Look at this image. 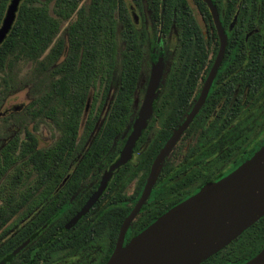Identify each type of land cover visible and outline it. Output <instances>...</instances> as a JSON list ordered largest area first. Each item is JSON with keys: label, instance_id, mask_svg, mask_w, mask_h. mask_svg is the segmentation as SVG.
I'll return each mask as SVG.
<instances>
[{"label": "flooded vegetation", "instance_id": "flooded-vegetation-1", "mask_svg": "<svg viewBox=\"0 0 264 264\" xmlns=\"http://www.w3.org/2000/svg\"><path fill=\"white\" fill-rule=\"evenodd\" d=\"M187 1L193 13V31L180 34L173 25L164 34L147 0L140 6L132 0L128 5L125 0L132 22L130 35L140 44L127 122L112 136L105 152L95 145L96 152L86 161L91 165L87 175L82 170L74 174L118 91L124 51L123 27L118 23L121 43L118 41L117 65L108 92L113 88V96L107 110L102 117L108 94L94 127L86 129L91 104V98L87 99L89 106L87 110L85 106L77 150L71 155L67 174L47 195H31L26 207L2 226L0 264H105L116 247L124 219L141 198L153 163L166 145L170 148L157 166L148 196L124 232L123 246L169 209L229 175L264 145V0H211L225 35L220 57L222 42L215 17L207 5L209 14L204 16L194 0L192 5ZM156 66L155 96L130 157L111 173L89 209L71 223L99 189L109 167L120 159Z\"/></svg>", "mask_w": 264, "mask_h": 264}, {"label": "trees", "instance_id": "trees-1", "mask_svg": "<svg viewBox=\"0 0 264 264\" xmlns=\"http://www.w3.org/2000/svg\"><path fill=\"white\" fill-rule=\"evenodd\" d=\"M9 1L0 0V24ZM132 1L140 6L142 0ZM147 1L164 34L173 25L180 34L193 31V13L187 0ZM194 1L204 16L209 14L202 0ZM118 23L123 27L124 41L118 91L98 136L74 174L82 170L87 175L91 165L87 166L86 161L96 152L95 145H101L105 152L112 136L126 124L139 69L140 44L130 35L132 22L125 0L21 1L13 26L0 44V73L12 71L21 61L33 63V70L43 74L44 81L41 93L26 110L34 118L50 119L59 136L42 148L38 147L35 134L25 129L23 138L16 135L0 148V229L26 207L31 195H47L67 174L89 97L91 104L84 127H94L117 65ZM131 49L135 53H130ZM3 82L8 89V81ZM263 245L264 215L201 264H241Z\"/></svg>", "mask_w": 264, "mask_h": 264}, {"label": "water", "instance_id": "water-1", "mask_svg": "<svg viewBox=\"0 0 264 264\" xmlns=\"http://www.w3.org/2000/svg\"><path fill=\"white\" fill-rule=\"evenodd\" d=\"M21 1L10 0L6 7L0 24V44L13 26ZM202 1L208 6L216 20L215 24L222 42L220 57L225 35L220 27L212 1ZM216 64L202 90L199 103L205 96L208 84L215 73ZM158 79L159 71L156 66L152 71L146 99L136 120L134 131L126 141L120 159L109 167L99 189L71 223L89 209L101 193L111 173L130 157L132 145L151 110ZM88 106L89 100L86 110ZM198 106L199 104L195 106L191 115L196 112ZM169 148L170 145H166L155 159L142 196L124 219L116 247L105 264H201L226 247L264 215L263 145L250 159L229 175L206 185L192 197L169 209L123 246L124 232L148 196L157 166ZM241 264H264V245L254 256Z\"/></svg>", "mask_w": 264, "mask_h": 264}, {"label": "rangeland", "instance_id": "rangeland-1", "mask_svg": "<svg viewBox=\"0 0 264 264\" xmlns=\"http://www.w3.org/2000/svg\"><path fill=\"white\" fill-rule=\"evenodd\" d=\"M126 2L129 5L131 0ZM189 2L192 5V1ZM64 27L65 24L62 32ZM118 41L121 43L120 38ZM171 42L173 46L174 40ZM43 77V74L33 70V63L22 61L12 71L5 70L0 73V148L16 135L23 138L25 129L35 134L38 147H48L57 139L58 130L53 122L47 118H34L26 110L27 105L41 93ZM4 79L8 81V89H5ZM112 96L113 88L108 93L102 117Z\"/></svg>", "mask_w": 264, "mask_h": 264}]
</instances>
